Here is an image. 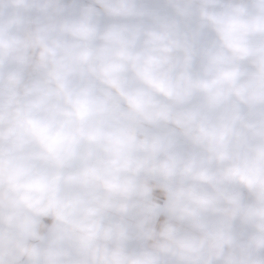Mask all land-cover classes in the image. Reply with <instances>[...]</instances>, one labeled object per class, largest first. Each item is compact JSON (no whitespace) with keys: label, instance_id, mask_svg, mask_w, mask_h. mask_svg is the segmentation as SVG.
Segmentation results:
<instances>
[{"label":"clouds","instance_id":"clouds-1","mask_svg":"<svg viewBox=\"0 0 264 264\" xmlns=\"http://www.w3.org/2000/svg\"><path fill=\"white\" fill-rule=\"evenodd\" d=\"M0 264H264V0H0Z\"/></svg>","mask_w":264,"mask_h":264}]
</instances>
